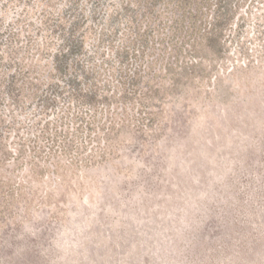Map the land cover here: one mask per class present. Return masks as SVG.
I'll return each mask as SVG.
<instances>
[{"label":"rangeland","instance_id":"374dc122","mask_svg":"<svg viewBox=\"0 0 264 264\" xmlns=\"http://www.w3.org/2000/svg\"><path fill=\"white\" fill-rule=\"evenodd\" d=\"M139 3L0 0V264H264V0Z\"/></svg>","mask_w":264,"mask_h":264},{"label":"trees","instance_id":"16d2710c","mask_svg":"<svg viewBox=\"0 0 264 264\" xmlns=\"http://www.w3.org/2000/svg\"><path fill=\"white\" fill-rule=\"evenodd\" d=\"M161 0H140V5L143 3V14L154 16V7ZM246 3V1H245ZM138 4V5H139ZM242 7V0H172L169 12L177 14L171 17L172 25L169 26L171 33L174 36L185 35L193 36L201 34L212 37L215 32L224 26H231V22L236 19L238 22L242 15L238 11ZM209 11H212V22L206 26V21L209 16Z\"/></svg>","mask_w":264,"mask_h":264}]
</instances>
